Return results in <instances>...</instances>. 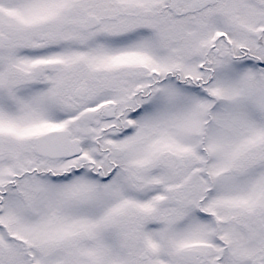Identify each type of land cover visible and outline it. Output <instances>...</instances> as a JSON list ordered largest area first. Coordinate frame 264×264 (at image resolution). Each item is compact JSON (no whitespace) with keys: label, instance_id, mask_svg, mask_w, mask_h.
<instances>
[{"label":"snow or ice","instance_id":"6c2138e0","mask_svg":"<svg viewBox=\"0 0 264 264\" xmlns=\"http://www.w3.org/2000/svg\"><path fill=\"white\" fill-rule=\"evenodd\" d=\"M0 264H264V0H0Z\"/></svg>","mask_w":264,"mask_h":264}]
</instances>
